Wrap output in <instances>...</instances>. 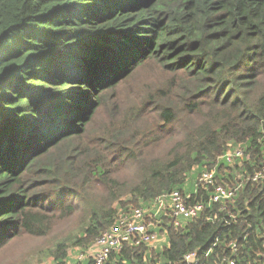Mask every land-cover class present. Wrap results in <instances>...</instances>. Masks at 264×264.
<instances>
[{
    "label": "trees",
    "instance_id": "obj_1",
    "mask_svg": "<svg viewBox=\"0 0 264 264\" xmlns=\"http://www.w3.org/2000/svg\"><path fill=\"white\" fill-rule=\"evenodd\" d=\"M263 168L264 0H0V252L80 223L50 251L62 264L180 190L205 210L147 216L167 243L107 264H227L232 243L237 264H264ZM212 170L241 183L232 201H210Z\"/></svg>",
    "mask_w": 264,
    "mask_h": 264
},
{
    "label": "built area",
    "instance_id": "obj_2",
    "mask_svg": "<svg viewBox=\"0 0 264 264\" xmlns=\"http://www.w3.org/2000/svg\"><path fill=\"white\" fill-rule=\"evenodd\" d=\"M244 155L240 147L229 149L225 154V158L229 162L236 161ZM264 177V168L262 171L252 176V181L260 180ZM202 185L213 186L214 190L210 197L211 202H227L232 201L241 185L228 186L217 183L216 172L214 170L203 172L199 178ZM190 195L183 194L180 190H174L158 196L147 208H136L129 214H122L118 217L116 223L108 230L104 231L99 238L88 248L72 255L62 264H107L112 252L122 250L127 243L134 245L146 244L153 247H163L167 243V235L161 232L162 223L146 221V217H158L160 215H171L175 218L174 225L179 226L184 219H192L198 217L205 210V203L189 202ZM234 254L232 257H223V262L227 264H237L236 254L238 247L236 244L231 245ZM210 251L204 256H208ZM264 263V251L261 254ZM186 264H208L205 258L200 257L197 250L188 252L184 256Z\"/></svg>",
    "mask_w": 264,
    "mask_h": 264
},
{
    "label": "rangeland",
    "instance_id": "obj_3",
    "mask_svg": "<svg viewBox=\"0 0 264 264\" xmlns=\"http://www.w3.org/2000/svg\"><path fill=\"white\" fill-rule=\"evenodd\" d=\"M193 183H195V174L187 181L188 192L191 191ZM79 230L80 223L63 221L55 223L50 234L44 237L22 234L0 252V264H56L50 251L58 242L71 238ZM76 248L71 246L70 252H75Z\"/></svg>",
    "mask_w": 264,
    "mask_h": 264
},
{
    "label": "crops",
    "instance_id": "obj_4",
    "mask_svg": "<svg viewBox=\"0 0 264 264\" xmlns=\"http://www.w3.org/2000/svg\"><path fill=\"white\" fill-rule=\"evenodd\" d=\"M79 252V250L78 251H75V252H71L72 253V255H75V254H77Z\"/></svg>",
    "mask_w": 264,
    "mask_h": 264
}]
</instances>
